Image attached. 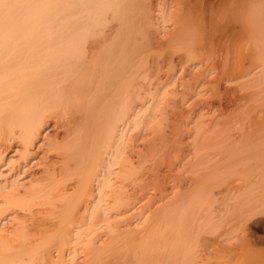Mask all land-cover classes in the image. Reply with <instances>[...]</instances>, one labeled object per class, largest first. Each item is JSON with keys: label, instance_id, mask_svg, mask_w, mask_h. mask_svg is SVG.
I'll list each match as a JSON object with an SVG mask.
<instances>
[{"label": "bare ground", "instance_id": "6f19581e", "mask_svg": "<svg viewBox=\"0 0 264 264\" xmlns=\"http://www.w3.org/2000/svg\"><path fill=\"white\" fill-rule=\"evenodd\" d=\"M147 1L148 2L144 3L145 0L144 2L141 0H0V139H8L10 132L13 130L15 131V128H18L20 129V133L18 131L19 136L17 138L20 139L21 142H19L22 143V151L27 152L29 146L32 145V143L39 137L37 135L39 131L38 128L40 129V125L38 124L39 120H42L41 118H43V120H47L49 118L42 117L44 113L48 112L45 117L48 116V114H50L51 117L53 115L57 118L61 117V120H65L66 128L64 130L66 131L62 134L65 139L61 137L60 141H66L61 142V144L63 143L62 145H60L59 142H53L54 144L50 146V149L57 152L56 156H61V163L68 165V162H72L71 165L73 166L70 165L71 167L68 168L66 172L68 175L73 176L74 174L76 175L79 173L80 176V178L78 177V181H76L78 187L74 193H72L73 197H71V194L70 198L66 200L64 212L60 216L61 219L59 220V228L53 233L54 239L56 240L62 241L64 239V227L72 219L76 204H80V198L84 195L86 196V191L87 193L89 192L88 189L92 175L95 176L96 168L100 166L104 160H106L103 156L105 154L107 155L110 151L111 155H113L112 160H114V158L121 153L120 145L126 147L130 141V139L126 137L127 129L136 128L143 123L144 120L141 116V112L146 109L142 110L141 108H135L130 112L131 106H129L130 103L128 102V97L133 92V89L144 88V86H146V84L143 85L138 80L139 78L142 79V74L144 75L142 71H144L145 75H147V79L151 78L148 76H153L152 74L150 75L152 71H157L158 67L155 69V66L157 65V57H155L156 54L154 53L155 47L162 50L164 49L165 54L168 52L167 55L170 61L173 54L182 52L177 55L178 60L184 58L204 65L209 64L210 66L211 64V70H214L215 73L219 68H217L216 65H220V63L218 64V61L221 59V56L223 55L225 58L226 55L225 50L224 52L223 50L220 51L221 53L223 52V54L220 53L221 56L218 57L217 60V52L220 50H217V47L223 36L224 40L232 39V42H236L237 40L245 41L244 38H247L248 36L250 39V37H252L251 34L254 36L256 35L254 33H257L259 39L257 37V40H255V36L252 43L255 41L257 45H253L259 46V49L261 47L259 44L261 43L256 41L261 40L262 48L264 47V13L258 11L259 7L264 8L261 6V4H264L262 2L264 0L261 1V4L258 2V10L256 9L257 2H255V4L252 0L255 4L254 5L250 3L251 0L250 2L249 0H240V2H238V6H240V4L242 5L239 9L240 13L238 11L239 14L235 15L239 16V19H237V17L236 19L232 18L226 21L225 24H220L219 21L214 18L216 9L218 10L220 6L215 2V0L211 3V13L208 17L201 16L194 18L187 15L184 10L174 7L173 11H170L171 15L168 16L169 14H167L166 20V15L165 17L162 14L159 15V17H161L160 19L163 18L161 20L162 24L164 23L165 25V22H169L167 27L166 25L164 26L161 24L160 32L156 26L157 22H155V14L153 13H156V11L153 9L156 7L162 9V7L156 5V7L153 8L151 1ZM223 2L228 4L230 0ZM249 3L252 5H249ZM78 5H81V8L78 9L79 12L77 10L78 13H76L79 17L74 13ZM253 5L255 9L253 8ZM168 6H164L166 7L165 9L169 8ZM249 6L256 11H253L252 9L250 11L251 7L249 8ZM171 7L173 6H170V8ZM161 9V13L166 12L164 11V8L163 12ZM252 11L254 14H251ZM257 12L260 13L257 14ZM106 13H108V15ZM74 15L76 17L71 18ZM254 18L257 19V21H255ZM49 21H54L55 25L53 26ZM233 39H235V41H233ZM229 40H226V42H229ZM239 41H237L238 43L236 44L234 43L236 46L232 43L230 44L234 46V48H241L240 53L244 54V50L249 48L251 41L249 42L250 45L244 47L245 49L243 50L241 46L242 44L240 45L241 47H238ZM232 46H227V48L233 49ZM251 49L254 50L250 53L251 55L254 53V55H252L253 60L255 56V60L258 61H256V64L259 65L258 63H260L262 66L260 68V70L262 69V73H260L261 71L259 70V75L261 74L262 76H260L264 80V60L262 58L264 54L261 55V50L263 51L262 53H264V48L259 49L260 51L258 52L260 53L256 51L257 47L256 49L255 47ZM229 50L227 49V53H231ZM234 50L236 51L237 49ZM252 50L249 51L251 52ZM238 51L239 50H237V52ZM232 53H235L236 59L241 55L238 54L239 52L236 53L233 51ZM158 55L163 57L162 52ZM235 57L233 58L235 59ZM257 57H259V60ZM226 58L224 60H226ZM233 58L231 59L233 60ZM248 58H251L250 55ZM224 60H222L223 63L221 60L220 62L224 64ZM233 62L234 60L230 63L228 62L229 64L225 63L222 68H224L226 64L227 66L233 64ZM149 63H151L150 66H148ZM236 64L234 63L233 66L235 67ZM152 65H154V70H152ZM221 66L222 65H220V68ZM233 66V71L230 69L231 72L227 69L228 67L226 68L228 71L226 74L224 73L225 75L232 73L231 75L229 74L230 77L232 76V79H229L226 83H229V81V84L234 83L235 85L236 83L237 87L239 86L238 89L241 87L244 89L247 87V90L250 88H257L256 92L251 89V92L247 91L248 94H246L249 96L253 95V93L259 95L257 91H260V94L262 93L259 87L262 86L263 91L264 82L260 80L261 77H257V73L256 77H253L257 71L251 75L252 73H249L252 71L251 69H249V72L248 69H243L248 67L242 68L241 64L239 66L237 64L239 68L235 67V70ZM226 70L223 69L222 72H225ZM222 72L221 76L223 75ZM215 73L213 72V75ZM209 74L212 75L211 73ZM216 75L217 74H215L214 78L212 77L213 79L210 78L212 80L209 79L208 81L210 84H208L209 87L207 91L211 90L213 96L220 92L222 89L221 87L225 84L224 83L220 86L221 84H218L217 81H220L221 79L216 81ZM145 77L146 76H144L143 79ZM255 79L257 80L255 81ZM258 80L261 81V85L259 84L260 82L257 83ZM192 81L194 82L195 80L193 79ZM211 83L215 84L212 85ZM251 84L253 85L252 87ZM256 85H259V87ZM182 86H184V83H182ZM228 86L226 88H230L231 85ZM235 86H231V90L228 91H233L236 88ZM233 87L235 88L233 89ZM223 89L226 91L224 86ZM246 89L244 91H246ZM241 91H243V89L239 92ZM135 92L133 93L136 96ZM234 92H237V95H239L238 91ZM231 93L230 95L232 97L233 95H236V93L233 95ZM219 94L220 93H218V95ZM228 96L229 95L226 97ZM262 96L264 97V95ZM238 97L234 96L233 99L237 98V100L239 99L240 101V97H242L241 101H243L248 96L245 97V99H243V95ZM219 98L217 97L220 102L221 98ZM217 99L215 98V100ZM247 99L245 100L246 106H244L245 103L243 105L244 107L240 106V102L235 99L236 103L238 102L240 104L239 107L237 106L238 108H236V106L230 107V101L227 103L228 108L230 109L221 108V110H218L219 116L222 117L220 119L214 117L215 121H213V124L215 125L212 124V120L211 122L208 120L210 123L208 122L209 125H207L206 128L204 127L205 129L201 127L200 124L197 123L198 127L197 124H195L194 127L196 132L194 133L195 129H193L194 131L192 135L194 137L192 136V144L189 148H187L186 145L182 147L176 146L175 141L168 142L166 135L160 130L161 128L154 129L153 135L157 141L150 146V154L154 155L155 153H162L160 161L168 166H166V169L169 168V171L178 168H181L182 170L184 169L185 171V168L188 166L191 169L189 172L193 173V171H198L201 167L200 170L202 171L199 170V172L204 171V173H198L204 177L203 181L201 180L202 182L199 181V183L196 181L197 184L194 183V185L191 184L193 185L191 186L190 182L192 183V180L195 181V178L188 180V184V182L186 183L185 181H182L181 171L175 172L174 175L171 173L170 175L169 171L165 170L169 173L167 175H170V180H174V182L170 181L174 183L171 187L183 188L184 192L180 191L177 196L173 193V197L171 195V198H169L168 201H165L163 206L158 207L153 213V216L158 215L163 218L164 213L160 212L164 211L171 205L176 204L177 207L186 204V206L190 208L193 207L194 203L200 202L202 198L200 195L207 193L205 192L208 187L206 182L208 179L205 178L206 172L208 174L213 169L212 167H217L218 165H216V163L218 160L224 159L225 164H228L229 162H235L238 164L237 161H240L239 163L242 161L241 164L251 162V165L245 168L238 167L239 169L235 171L238 172L237 174H244L242 175L244 176L242 179L244 181L241 186L245 189H250L256 185H264V101H262V104L261 102L258 103L260 106L255 105L263 111L261 116L255 118V114L251 115V110H255L257 108L254 105V107H252L251 104V106L248 105L249 103H247ZM241 103L243 104V102ZM217 106L218 108L220 107V105ZM153 108L154 107H152V109ZM237 109H239V113ZM51 111H53L54 114L51 115V113H53ZM164 111L165 110L163 108H157L154 112H152L150 118H156L158 114L161 115ZM235 111L238 113L237 115L234 114ZM41 113H43L42 116ZM233 114L235 116H233ZM62 117L64 119H62ZM244 118H248L246 127H250V131L245 130L243 125L239 123ZM59 119H57V121L55 119L56 124L60 121ZM233 119H235V121L237 120L239 123L236 138L228 141V138L232 136L233 133H227V136L222 135L224 138H220V131L224 134V130H230L229 127H232L233 125L231 126L228 123L230 120L232 122ZM221 122H223V124H221L223 128L220 126L218 127L219 131L217 133L213 132V129L217 131L215 128L219 126L218 124ZM226 123L230 125L228 128L224 127L227 126ZM163 124H166V121L163 123V121L160 120L159 125L163 126ZM210 124H212V128H210ZM61 126L62 128L64 127V125ZM199 126L201 129H204L203 132L201 129L199 130ZM209 128L211 129L212 134L215 133L216 135L213 134V137L211 138L213 141L209 142L210 144H205V131ZM14 133L15 132L12 134ZM11 137L12 136L10 135V138ZM56 138L54 137V139ZM21 145H19V147ZM205 149H210V151L206 152L207 150L205 151ZM200 151L203 152L200 153ZM170 152L175 153L173 155H176L175 157L171 156L174 160H171L172 158L168 157ZM210 152L219 158L213 161V163L211 162L212 164L208 163L210 161H207L209 160L207 155L211 154ZM165 156L166 159L169 158L168 161H165ZM137 157L138 163H141L142 159L139 156ZM204 157L205 159H203ZM190 158H193L194 160H191ZM109 159L110 158H108V160ZM186 159L187 162L189 159L192 162L189 160L186 164L187 166L183 168ZM127 161L128 160H123L121 161L122 163H120L123 185L127 186L134 181L142 184V181H139L140 175H137L138 170L132 169L131 164H127ZM201 162H204L205 165H203L204 163L202 165L200 164V167H198L199 169L197 168L198 170H194L190 167L195 163V166L197 167ZM252 164L254 165L252 166ZM196 167L193 166V168ZM205 168L206 170L209 168V172L205 171ZM214 170H216V168H214ZM252 172H256L258 174L257 181H251L249 179ZM200 175H196L199 176L196 180H199ZM156 176L157 175H155V177ZM159 177L160 176H158L157 179H149L148 181L154 188H157L158 190L160 189V191L165 190L168 187L166 183H164L165 180L163 181L165 178L162 179ZM106 181L103 180V183L105 184ZM103 183L101 182L100 185ZM147 184L148 183L146 182L145 185L142 184L141 186H146ZM150 184L147 186H150ZM187 184L189 186H186ZM120 193L121 192H119L117 197L113 198L114 206L117 211H119V214L128 213L125 208L128 203L130 204V202L121 198ZM24 196L22 198L21 196H17V193H10L7 195L5 202L8 205H21L22 203V205H26L24 203H26V201L30 198H27L25 201L26 198ZM60 196L63 197L62 194H60ZM98 196L100 197V194ZM98 200L99 198H97L96 202ZM78 201L79 203H77ZM95 204L96 203H94L92 207L96 208L97 206ZM189 205L191 206L189 207ZM127 207H129V205ZM95 208L94 210H96ZM121 209L122 211H120ZM94 210L92 209L91 211ZM169 212H171V210H169ZM75 213L76 210L74 214ZM91 215L92 214H90V216ZM110 227L108 230L112 234L114 233V236H117L121 232L118 230L117 225H113L111 228ZM130 229L133 231H130ZM130 229L128 230L127 228L124 230L125 234L129 232L132 234L127 236V240L129 241L135 242L141 237V235H143L140 234L141 232L139 229L138 235L137 229ZM135 230H137L136 233L134 232ZM148 232L149 231L146 233ZM156 235L157 234H154V236L149 235L150 239L153 237L152 241L149 239L145 245L147 246L149 243L153 244V239L154 243L158 240V245L165 244L163 236L159 234L156 237ZM174 235H176L175 232L172 236ZM133 236L136 237L134 238ZM236 239L238 242L235 243L237 244L235 246L218 247V249H223L222 252H227L229 260H236V256L245 259L249 256L252 250L247 234L243 230L236 234ZM43 242V244H45V242L50 243L49 240H43ZM168 245L171 253H168L170 261L166 262L167 264H175V261L177 262L176 259L178 255L185 260L182 264H188L191 255V248L187 242L183 241L181 246L176 240H170ZM232 250H238V252L233 251L231 253ZM117 255L119 256H117L116 259L112 257L113 259L109 264H119L117 258L120 257L121 253ZM92 263L93 261H90L88 264Z\"/></svg>", "mask_w": 264, "mask_h": 264}, {"label": "rangeland", "instance_id": "374dc122", "mask_svg": "<svg viewBox=\"0 0 264 264\" xmlns=\"http://www.w3.org/2000/svg\"><path fill=\"white\" fill-rule=\"evenodd\" d=\"M141 1L144 2V0ZM149 1H151L153 8H155L156 5L162 7V9L157 7L155 8L159 11L153 9L157 13L156 14L153 12L156 15H154V17L156 20L155 22H157L156 26L158 27L159 32L161 31V20L163 19H160L161 17H159V15L162 14L164 17L166 15V20L167 14L170 16V11H173L174 7H177L181 10H184L187 15L194 18L201 16L208 17L211 13V3L213 2V0ZM223 1L229 0H215V2L220 5L214 14L215 20L219 21L220 24H225L226 21L232 18L236 19L237 17V19H239V16L235 15L240 13L239 9L242 6L240 3V6H238V2H240V0H230L228 4H225ZM261 1L262 0H253L254 3L257 2V4L255 3L257 10V7H259L257 5H259V3L261 4ZM146 2L148 1L145 0L144 3ZM253 2L251 0L250 3L254 4ZM262 2L264 3V1ZM250 3L249 5H252ZM164 6H168L169 8L165 9L166 7ZM170 6L173 7L170 8ZM261 6L264 7V4H261ZM250 7L251 6H249V8ZM80 8L81 5H78L75 9L74 13L76 16H78L76 13L79 12L78 9ZM163 8L165 9L164 11H166L165 13H161L160 11L161 9L163 12ZM253 8L251 7L250 11L251 9L256 11L254 10L255 8ZM263 9L264 8L259 7L258 11L264 13ZM260 12H257V14ZM106 14L108 15V13ZM75 15L71 18H75ZM255 21H257V19H255ZM49 22L53 26L55 25L54 21ZM168 23L169 22H165L166 27L169 25ZM162 25H164V23ZM254 34L256 35L253 36V34H251L252 37H250V39L248 38L249 36L247 37L249 40L247 38H244L245 41L240 40L241 43L239 40H237L239 41V46L238 44L237 46H242L243 50L245 49L244 47H247V45L249 46L251 43L255 49L257 47V52L260 51L259 49H263L264 47L262 48L261 40L256 41L261 43L259 44L261 46L259 49V46H254L255 44L257 45L255 41L252 43V40H254L255 36V40H257V37L259 39L257 33ZM226 40L229 39L224 40L223 36L218 43L217 50H220L217 52V60L225 50L226 55L228 54L227 58L224 54L226 60H224L225 58L222 55L221 59L219 58L221 61L224 60L225 63L229 64L234 60L233 64H236L237 62L238 66L241 64L242 68L248 67L243 68L248 69V72L249 69H251L252 71L250 70L251 72H249L252 73L251 75L257 71L253 77L255 78L257 73V77L260 78L262 75H259V70L262 66L260 63H258L260 67L256 64L257 60H255V56L253 60L252 55H254V53L252 55L250 54L254 51L251 49L253 47L250 45L249 48H247L252 50L251 52L246 49L248 52L244 50L245 53L241 54V48H234V46H236L235 44L238 43L237 41L232 42V39H230L229 42H226ZM233 41H235V39H233ZM230 43H232L234 46H232ZM226 45L228 47L232 46L233 49L227 48ZM227 49H230L229 51H231V53L229 51V53H227ZM234 49L239 50V53ZM222 50L223 52L221 53L220 51ZM233 51L241 54L240 57H237L236 59L235 53H232ZM161 52L163 53V57L158 55ZM262 52L263 51L261 50V55L264 54ZM154 53L156 54L155 57H157V63L154 62L157 64L155 66V69L158 67L157 71H152L154 74L151 72L150 75L152 74L153 76H148L151 78L147 79V75H145V72L141 70L144 75L142 74V79L139 78L138 80L143 85L146 84V86H144V88L133 89V92L136 91V96L132 92L128 97V102L130 103L129 106H131L130 112L135 108H141L142 110L146 109L141 112V116L143 117L144 121L136 128L127 129L126 137L130 139V141L128 142V145L126 144L127 146L125 145L126 147L120 145L121 153H119L116 158H114V160H112L113 155H111L110 151L107 153V155L105 154L103 156L106 160H104V162L96 168L95 176L92 175V180L90 179V185L88 189L89 192L87 193L86 191V196L84 195L82 198H80V204H76V213L74 214V210L72 219L64 227L65 234L62 241L54 239L53 233L59 228V220L61 219L60 216L64 212L66 200L70 198V195L74 193L78 187L76 181H78V177L80 178L79 173L76 175L74 174L73 176L68 175L66 172L68 168L73 166L71 165L72 162H68V165L61 163V156H56L57 152H54V150L50 149V146H52V144L55 142H59L60 145H62L63 143L61 144V142L66 141H60L61 137L65 139V137L62 136V134L66 131L64 130L66 128L65 120H61V117H54V115L51 117L50 114L45 117L48 112L44 113V115L41 113V116L43 115L42 117L49 118L47 120H43V118H41L42 120L38 119L40 129L38 128L39 131L37 130V135L39 137L35 142L32 143V145L29 146L27 152L22 151V143H20V139L17 138L19 136L18 131L20 133V129L18 128H15V131L13 130L10 132L9 137L7 135L8 139H0V141L4 142H0V264H88L90 261H93L92 264H109L113 259L112 257L116 259V257L119 256L117 255L119 253H121L120 257L117 258L119 264H167L166 262L170 261V256H168V253H171L168 245L170 240H176L181 246L183 241L188 243L191 248V255L189 259L190 263L188 262V264H264V185H256L253 186V188L245 189L243 186H241L242 182L244 181L242 180L244 177L242 175L244 174L241 175V173H239V175L237 174L238 172H235L237 169H239L238 167L245 168L251 165V162H249L250 164L247 162L246 164H241L242 161L241 163H239L240 161H237L238 164L235 162H227L228 164H225V160L222 159L218 160L216 163L218 166L212 167L213 169L210 172L209 168L208 170L205 168V171L209 172L208 174L206 172L205 175V178H207L208 181L204 179L207 182L208 187L206 188V191L204 190L207 193L203 191L205 194H202L201 191V201L194 203L195 205L193 204V207H190L191 205H189L190 208H188L186 204L177 207L176 204L171 205L164 211L160 212L164 213V217L161 218L158 215L153 216L155 210H157L158 207L163 206V203L168 201L169 198H171V195L173 197V193L177 196L180 191L184 192L183 188L181 189L178 187H171L174 185V183H172L174 180H170L169 178L171 173L174 175L175 172L181 171V179L186 183L188 180L195 178V181L192 180L193 182H190V185H194V183L197 184V182L201 180L203 181L204 176L202 177L199 173H204V171L199 172V170L201 169L200 164L202 165L204 162L199 163L197 167L195 166V163L193 166L196 168L190 166L194 170H198V167H200L198 171L194 172L192 170V173L189 172L191 169L186 165L191 158L187 162L188 158L186 157V162H184L185 160L183 161V168L187 166L185 168L186 170L184 171V169L182 170L181 168H178L173 169V171L171 169L173 171L172 172L169 171V168L166 169L168 166L165 165V163L160 161L162 153H155L154 155L149 153L150 146L157 141L153 135L154 129L161 128L160 130L166 135L168 142L175 141L176 146L182 147L186 145L187 148H189L192 144V133L194 131L193 129H195V124L198 123L203 128H206L211 120L213 124V121H215L214 117L217 119L222 117L219 116L218 110H221V108L230 109L227 105V103L230 101V107L236 106V108H238L240 104V106H243L244 103V106H246L245 100L247 98V103H249L248 105L251 104L252 107L255 105L260 106L258 103L261 102L262 104V101H264V97L262 96L264 95V89L262 91V86L259 87V85H256L261 89L263 94H260V91H257L259 95L252 92L253 95L249 96L247 95V91L251 92V90H255L256 92L257 88H250L251 90H247L246 87V91H244L245 89L241 87L239 88L240 90L243 89L241 94V92H239L240 90L238 89L239 86L237 87L236 83V86L234 83L229 84L230 81L229 83H226L229 79H232V76H229V74L231 75L232 73L229 72H231L233 64L228 66L226 64L228 68L226 66L222 68L225 63L222 64L223 61L221 63L219 60L218 64L220 63L222 66L220 68V65H216V67L219 68L217 69L218 72L216 71L215 73L214 70H211V64L210 67L209 64L204 65L196 61H189L184 58L178 60L177 55L182 52L173 54L171 61L168 58V52L165 54L164 49L162 50L158 47H155ZM246 53L248 56L250 55L251 58H248ZM263 56L262 58L264 60ZM230 57H235L236 61L234 58L232 60ZM257 59L259 60V57H257ZM150 64L151 63H149L148 66H150ZM237 64L235 67L239 68ZM152 66V70H154V65ZM235 67L234 69L236 70ZM226 68L229 69V74L227 73L228 75H225L228 71ZM223 69L226 71L222 72ZM260 71V73H262V69ZM213 72L217 74L216 81L224 79L223 81L220 80L217 82L218 84H221L220 86L225 83L223 86L226 89L225 91L222 86L221 88L223 90L221 89V91L218 92L220 94L218 95V93H216L215 96H213L211 90L207 91L209 87L208 84H210L208 83L209 79L212 77L214 78L215 76V74L213 75ZM221 72L223 74L222 76ZM209 73H211L213 76ZM144 76L146 77L143 79ZM193 79L195 80L194 82L192 81ZM256 80L257 79H255V81ZM260 80L264 82L262 77ZM261 81L258 80L257 83L260 82L259 84L261 85ZM182 83H184V86H182ZM211 84L214 85L215 83ZM227 84L235 86L236 88L233 87V89L235 88L233 91H228L231 90V86L230 88H226L228 86ZM252 86L253 85L251 84V87ZM224 91L227 94H225ZM234 91H238L239 95H237V92ZM230 93L232 95L236 93V95H233V97L242 95L244 96L243 99H245L247 96L248 97L243 101H241L242 97H240V101L239 99L237 100V98H235L236 101L240 102L239 104L238 102L236 103L235 99H233ZM244 93H247V96ZM223 95L225 96V100ZM227 95L230 97H226ZM217 97L221 98H219L220 102ZM215 98L217 100H215ZM241 102H243V104ZM217 105H220V109ZM152 107L154 108L152 109ZM157 108H163L165 111L163 114H158L156 118L151 119L150 116L152 112H154ZM237 110L239 113V109ZM236 111L234 112L235 115L238 114ZM251 112V115L255 114V118H258V116L263 114V111L260 108L251 110ZM52 114H54V112L51 113V115ZM234 114L233 116H235ZM248 118L242 119L239 123L243 125L245 130L250 131L251 128L246 127ZM55 119L56 121L57 119L60 120L57 122V124L59 123L60 125L55 123ZM62 119L64 118L62 117ZM160 120L163 121V123L166 121V124L160 126ZM208 120H210V122ZM231 120L228 124L231 126L233 125L232 127H229L230 125L227 123V126H224L225 128L229 127L230 130L226 129V131L228 130L227 132L224 130V134H222L220 131V138L222 135H226L227 133H233V135L228 138V141L236 138V134L238 132V121L233 119V121L236 122L235 123L233 121L231 122ZM212 124H210V128L213 127H211ZM221 124H223V122L219 123V126L217 127L214 126L216 127L215 129L217 131L213 129V132L217 133L219 131L218 127L220 126L223 128ZM61 125H64V127L62 128ZM210 128L205 131V144H210L209 142L213 141L211 139L213 134L216 135L215 133L212 134ZM204 129H201L202 132ZM13 132L15 133L12 134ZM195 132L196 129L194 133ZM10 135L12 136L11 138ZM54 137L57 138L54 139ZM222 138H224V136ZM19 145L21 146L19 147ZM205 151L209 152L210 149H205ZM202 152L203 151H200V153ZM174 154V152H170L168 157H175L176 155L173 156ZM137 156L142 159L141 163H138ZM207 156L209 160H206L210 161L208 162L210 164H212L216 159H219L212 153L208 154ZM108 158H110V161ZM164 159L165 161H168L169 158L166 159L165 156ZM203 159H205V157ZM123 160H128L127 164H131L132 169L138 170L137 175H140L141 180L139 179V181H142L143 185H145L146 182L148 183L147 185H149V179H157V177L160 176L159 178H165L163 181H166L167 179L168 182L164 181V183H166L168 187L165 190L160 191V189L158 190L157 188H154L152 184H150L151 187L147 185L141 186L142 184H139L137 181H134L127 186L123 185V178L120 171V163H122L121 161ZM171 160H174V158ZM203 165H205V163ZM253 165L254 164H252V166ZM232 166L233 168L235 167L234 171ZM214 168H216V170H214ZM165 170L169 171L170 175H167L169 173ZM253 173L254 172H252V175L249 177V179L251 181H257L258 174L256 172L254 174ZM155 175L157 176L155 177ZM196 175H200L199 180H196V178L199 177ZM103 180H107L105 184L103 183ZM101 182L103 183L102 185H100ZM188 184L186 186H189ZM119 192H121V198L130 202V204H127L129 207L126 206L125 208L128 213L119 214V211H117L116 207L114 206L113 198L117 197ZM10 193H17V196H21L22 198L27 194V197L24 196L26 198L25 201L27 198L30 199L24 203L26 205H22L23 203L21 205H8L5 201L7 195ZM60 194H62L63 197L60 196ZM99 194L100 197L98 196ZM71 197H73V194ZM97 198H99V200L96 202ZM77 203H79V201ZM94 203H96V208L92 207ZM94 208L96 210H94ZM92 209L96 213L91 211ZM169 210H171V212H169ZM120 211H122V209ZM93 212L96 214V216ZM90 214L92 215L90 216ZM113 225H117L118 230L121 231L117 236H114V233L112 234L108 230V228L110 226L112 227ZM127 228L128 230L130 228L137 230L139 229L141 232L140 234L143 235H141V237L135 242L129 241L127 240V236L131 233L129 232L125 234L124 232V230ZM137 230L134 232L136 233ZM139 230L137 235L139 234ZM242 230L247 234V238L250 241L252 250L249 256L245 259L236 256V260H229L227 252H222L223 249H218V247L237 245L235 244L238 242L236 239V234L240 233ZM130 231L133 230L130 229ZM147 231L149 232L146 233ZM174 232L176 235L172 236ZM154 234H157L156 237L159 234L162 235L165 244L158 245V240L156 243H154L153 239V244L149 243L150 245L148 244L146 246L145 244L150 239L149 235L154 236ZM136 236L133 237L135 238ZM152 238L150 239L151 241ZM43 240H49L50 243L45 242V244H43ZM233 251L238 252V250H232L231 253ZM176 260L177 262L175 261V264H182V262H185V260L179 255Z\"/></svg>", "mask_w": 264, "mask_h": 264}]
</instances>
